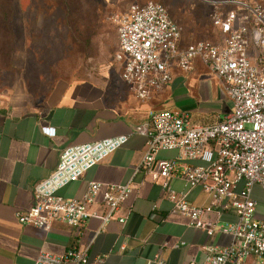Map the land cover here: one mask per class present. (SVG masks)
<instances>
[{
	"label": "built area",
	"instance_id": "2783aa9c",
	"mask_svg": "<svg viewBox=\"0 0 264 264\" xmlns=\"http://www.w3.org/2000/svg\"><path fill=\"white\" fill-rule=\"evenodd\" d=\"M211 23L220 39H201L179 46L181 27L157 2L131 3L116 17L117 50L114 55L119 74L138 99L170 82L169 68H192L201 60L220 82L231 101V110L210 124H197L178 109L150 110L140 130L145 148L132 175L122 184L90 181L81 198H65L59 190L78 180L88 169L104 160L126 141L119 135L64 147L55 169L33 186V204L18 212L20 224L49 229L64 222L82 234L86 221L98 216L101 226L114 218L121 203L134 187L133 175L144 173L158 182L161 197L172 204L171 211L186 216L189 226L208 237L228 234L224 246L204 244L202 262L189 264H264V219L256 217L254 186L264 193V0H216ZM53 134V128H43ZM160 151H176V157L157 159ZM197 161L198 163H193ZM179 178L188 187H199L210 197L207 205H193L170 187ZM100 191L102 215L91 212ZM155 209V206H154ZM233 211L235 220L217 223L211 213ZM154 210L150 218L155 217ZM125 217L117 218L124 223ZM105 256L89 259L87 247L73 244L63 254L39 251L33 264H104ZM148 263L165 264L160 252Z\"/></svg>",
	"mask_w": 264,
	"mask_h": 264
},
{
	"label": "crops",
	"instance_id": "0c3cea01",
	"mask_svg": "<svg viewBox=\"0 0 264 264\" xmlns=\"http://www.w3.org/2000/svg\"><path fill=\"white\" fill-rule=\"evenodd\" d=\"M215 31L217 39L213 42L220 39L219 31ZM187 44L180 36L178 45ZM169 71L170 82L145 99L136 98L119 74L122 84L115 87L88 81L57 84L48 99L33 109H0V264H33L39 251L61 255L77 243L87 247L89 259L104 255V264H156L148 260L157 252L165 264L200 263L205 257L202 245L230 242L228 234L216 232L208 237L204 230L189 226V219L172 212V204L161 197L158 182L142 172L133 175V190L114 218L101 226L100 218L92 216L80 235L60 221L45 230L17 220L16 214L33 204V186L55 169L64 147L128 136L122 146L59 190L65 198L78 199L90 181L122 184L129 179L145 148V138L139 132L147 122L148 111L178 109L192 122L203 125L230 112L232 104L220 80L201 60L195 59L188 71L175 65ZM43 128H53L54 133L47 134ZM176 154L160 151L156 158L170 159ZM169 185L193 205L210 201L201 188H190L179 178H172ZM252 196L257 201L256 217L264 219V193L254 186ZM89 209L99 216L104 213L100 191ZM153 210L156 215L150 218ZM121 216L126 218L122 224L117 221ZM208 217L221 224L235 220L231 210ZM255 260L251 257L246 264Z\"/></svg>",
	"mask_w": 264,
	"mask_h": 264
},
{
	"label": "rangeland",
	"instance_id": "374dc122",
	"mask_svg": "<svg viewBox=\"0 0 264 264\" xmlns=\"http://www.w3.org/2000/svg\"><path fill=\"white\" fill-rule=\"evenodd\" d=\"M146 1L167 8L185 44L217 39L207 2L216 0H6L2 8L10 6L11 17L0 18V109H33L57 84H122L114 59L116 17Z\"/></svg>",
	"mask_w": 264,
	"mask_h": 264
},
{
	"label": "trees",
	"instance_id": "16d2710c",
	"mask_svg": "<svg viewBox=\"0 0 264 264\" xmlns=\"http://www.w3.org/2000/svg\"><path fill=\"white\" fill-rule=\"evenodd\" d=\"M0 3H1V8H0V18H2V19H4V20H8V19H10V17H11V13H10V6H9V8L7 7V9L6 10H4L3 8H2V5H4L5 3H6V0H0ZM138 3V2H137ZM165 7V6H164ZM166 8V7H165ZM166 10H167V8H166ZM167 13H168V10H167ZM168 15H169V13H168ZM170 17V16H169ZM5 27H7V26H5ZM5 32L7 33V35H10L11 37H12V31L11 30H9V29H5Z\"/></svg>",
	"mask_w": 264,
	"mask_h": 264
}]
</instances>
